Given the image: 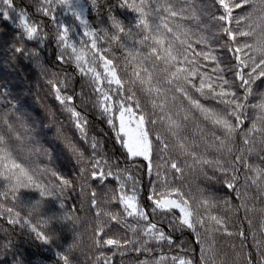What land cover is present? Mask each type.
Segmentation results:
<instances>
[{
	"label": "snow or ice",
	"instance_id": "snow-or-ice-1",
	"mask_svg": "<svg viewBox=\"0 0 264 264\" xmlns=\"http://www.w3.org/2000/svg\"><path fill=\"white\" fill-rule=\"evenodd\" d=\"M0 17L67 116L71 165L5 101L0 232L54 264H264V0H0Z\"/></svg>",
	"mask_w": 264,
	"mask_h": 264
},
{
	"label": "trees",
	"instance_id": "trees-1",
	"mask_svg": "<svg viewBox=\"0 0 264 264\" xmlns=\"http://www.w3.org/2000/svg\"><path fill=\"white\" fill-rule=\"evenodd\" d=\"M24 2L26 3L27 0ZM16 31L12 22L0 17V106L5 101H11L26 113L35 129L38 141L52 152L58 164L68 169L71 167L68 152L59 132L61 126L67 131V116L61 114L54 106L51 97L45 95L46 89L35 65L18 54L13 57L10 45L13 43ZM34 46V42L28 43L29 48ZM42 55L48 62L54 58L53 53L47 49L43 50ZM52 111L55 112V116L51 115ZM89 119L93 131L98 132V129L102 128L108 133L104 139L108 142V146L112 147L114 140L107 125L102 120L96 119L94 113L89 115ZM115 148L118 149L119 146L115 145ZM0 225H4V222L0 221ZM7 227L9 234L5 236L0 232V241L11 239L12 245L8 249L0 247V264H14L16 258L23 260L25 264H54L55 254L50 249L45 250L47 246L25 241L17 232L11 230V226Z\"/></svg>",
	"mask_w": 264,
	"mask_h": 264
}]
</instances>
